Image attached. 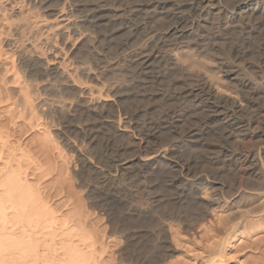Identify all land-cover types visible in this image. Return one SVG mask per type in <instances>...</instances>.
I'll use <instances>...</instances> for the list:
<instances>
[{"label":"rangeland","instance_id":"374dc122","mask_svg":"<svg viewBox=\"0 0 264 264\" xmlns=\"http://www.w3.org/2000/svg\"><path fill=\"white\" fill-rule=\"evenodd\" d=\"M145 1L147 3H154V0H124V5L127 4L126 6L129 7L134 6V4L143 5L146 4ZM164 1L162 0V2H159L155 0V3H167V7L170 10L169 7L170 5H172L171 3H177V1L178 3L182 2V0H175V2L174 0ZM243 1L244 0H221L222 4L226 3L224 5H221V9L223 7L225 8L223 9V12H225L221 14L222 17L220 16V14L216 16L212 15L206 23H203L201 25V28L198 27L200 31L198 29L195 30L196 27L192 26L193 28H191L189 25V27L186 28V31L188 32L185 36L177 38L175 40H171L172 42H176L177 40V44L173 42L174 46L165 48L163 50V54H167L166 56H169L172 62L168 61V64L167 61L160 63L155 62V64L152 65V74H155V77L156 75L157 77H159V79H155L157 82L152 79L154 78V76L151 74L150 70L142 71L140 68L137 70L133 55L139 51L141 45H143L145 39H147V35L144 34L143 36L142 33H147V31L150 30L148 28H151L153 26V23L154 25L155 23L158 24V30L160 31L166 28L164 26L165 24H171L173 22L172 20H165L163 18L164 16L159 14H157L156 16L152 14L149 15L150 11H147L148 13H146V15L148 14L149 17L155 19L154 22L149 23L152 26H149V24L146 22L147 19H145V13L143 12V14L140 13L138 17H133V20L129 18L128 20H130V22L128 20L124 21L123 19H117L115 20L116 23L113 22L111 23L112 25H104L105 27L102 30L101 28L103 27H100V30H95L96 33H94L98 36L97 45L92 46L91 49H85L83 53L81 52V56H79L81 58V61L83 62H81L80 59L79 61L82 64L85 63L86 66L92 68L93 71L96 70L95 72H93L96 73V75L93 76L92 74L88 76L91 77V79L85 77V79H88L86 81L84 80L85 82H87V86L98 88L104 97L108 94L110 96V102L107 103L103 101V103H101L103 104L102 107H105L104 110L107 116V120L106 118H104L105 120L99 118H97L96 120L94 119L97 116L89 110L90 108H92V101H89V98L87 96H76L78 97L76 99L75 96L73 97L68 93L65 95H67L69 99L65 98L66 96H63L62 94L61 97H58L60 96V93L57 92L58 87L52 93V97L56 96L55 98L58 97L59 100L57 98L58 101L56 100L53 105L49 106V113H52L49 114V116H46L47 110H43V113H41L42 110L40 112H38L37 110L35 111L33 107L34 103H31V105H33L32 107L29 103V105L24 104L25 106H27V111L26 115L22 114L24 106L23 103H25L26 97V94H24L25 92L17 91L13 94L11 101H7L6 99L3 100L4 102L0 103V168H3L7 161L15 158L18 162V164L16 163L15 168L17 167L16 169H22L24 172H21L24 174V177H26L27 182H29V184L32 185L35 189L38 188V193L42 195V198L45 199L44 201L49 204V208H51V211H53L57 216L59 224L64 226L61 227V229L58 231L59 233L57 231L55 232L56 237L59 239L58 242L56 239L57 245H55L56 247H59V249L58 247L56 248L58 251L64 252L60 249V241L65 240H62V238H66V235H68L69 239L71 236L70 240H73L72 242H74V244H77V246L79 245L80 250L83 249L82 251L87 254L86 257H88V255L91 256L90 258L88 257L89 261L90 259L91 262H94L95 260L94 264H204L206 262V258H203V255V257L201 256V247L203 248V246L207 244L205 242H207V235L210 234L211 224L218 222L216 220L219 219V216L223 217V215L226 213L222 214L223 211H221L220 209H216V207L206 209L204 202L206 200L205 197L209 195L208 191H203V187H201L199 184H195L196 186H193L185 183V179L178 176L171 165H169L162 156H159L154 162L146 166V170H143L145 172L143 175L141 173H137L139 172V165H142V161L140 160L141 158H145V155L146 157H148L150 155L153 156L155 153L156 156L165 147H172L171 149H173L174 157L176 156L181 161H191L192 166H195L194 172H192L191 174L192 176H208V178L210 177L209 179H211V181L223 185L224 188L220 193V196H222V193L224 197L233 196L232 199H230V202H233L235 199V201H237L238 194L236 193L240 192L239 190L241 189V187H243L241 191H250V189H246V185H248L250 182L252 184L254 182V185L256 184V180H254L255 178L250 175V177L248 176V174L250 173L247 168L241 166L234 167L230 165L231 158H242L247 154V151H256L251 150V148L255 149L256 145H254L255 141L250 139L249 140L252 141L255 148H253L254 146L252 145L250 146L251 142L249 140H246L243 145L246 147V152L244 150H241L244 147L241 145L243 144L241 141L243 133L240 132L243 131L238 126H230V129L228 128V133L232 134V136L229 138L230 140L225 136H222L225 126L216 125V128L214 127L215 129L209 132L210 134L207 132L203 137H199L196 143L183 144L181 142L182 138L180 136L184 134V131L187 132V130L203 129L202 126H205L206 116L211 117L212 114H214L212 112L215 111V107L212 103H215V101H210L208 107H204V109L208 110H204L205 112L203 114V111H199L195 116L191 117L190 123L189 120L184 123L185 125H183L182 123L181 125L184 126L183 129H181L180 127H178V129H175L177 128V126L174 125V117L179 113L182 114L186 113L187 111L190 112L189 110L195 109L197 102L194 101V103L193 101L190 102L189 100L188 106L187 103H185L187 101L183 103L184 100H175L174 102L170 100L172 102H170V104L169 102L167 103L164 98H162L175 93L177 95L178 93H181V91L184 92L186 91V89L184 90L185 87L190 89L191 87L189 88V85L192 87L195 85L194 83H196V77H201L204 79L206 78L205 80H208L209 83H213L212 86H215L213 88H216V92L219 91L217 92V94L219 95L220 93L221 97L224 96L225 98L230 97L231 99H235V97L237 98L239 96V93L236 91L238 90L236 88V85H232L234 82L228 79L225 73H222L223 71L220 69L222 65H229L235 59L234 61L235 63L237 62L236 64H244L241 66H248L247 69L249 71H253L252 69L260 68L262 67L260 65H263L264 63V17H262L261 19V17L256 16V18L254 17L251 20L245 18L240 19L239 17H235L230 20L227 19L228 15L231 16L232 7ZM191 15L192 13H185L186 18L193 19V16ZM0 20L1 25L2 19ZM212 20H214L215 23ZM255 20H259V22ZM236 21L238 25L236 24ZM142 22L148 24L146 25L147 28L144 27L146 29L140 30L142 32L139 31L137 34H135V28L133 29V25H136L137 23H140L138 25H142ZM227 22L230 23L228 24ZM238 22H241L242 24ZM259 23L261 26H259ZM233 24H235V26ZM251 24L253 25V27ZM242 26L248 28L247 31L246 28H242ZM256 26L258 27V29L256 28ZM132 29L134 32H131ZM140 33L142 35H140ZM190 35H192L193 37ZM99 40L105 41L99 42ZM171 41L168 42V44L171 43L172 45ZM187 41L192 42L187 43ZM175 46L178 47L176 48ZM2 54L3 56L1 58L2 62L0 63V75L5 74V69H11L12 66V58L10 54ZM241 55H244L243 58ZM88 61L89 63H87ZM142 72L146 73L143 75ZM239 74L241 73L239 72ZM143 77H145L147 80H145L144 78V81L142 79ZM241 77H243V74H241ZM190 78H193L194 80H191ZM148 79L149 82L150 80H154L153 83L150 84L148 82ZM160 79H162V81ZM140 81L142 83H140ZM192 81H195L193 83L194 85L191 84ZM153 84L155 86H151ZM144 85L147 88L143 87ZM173 85L176 86L173 87ZM140 86L143 87V89H141ZM149 88L151 91L149 90ZM178 88H180V92H178ZM144 90L147 92H143ZM166 90H168L169 92L167 93ZM165 91L166 95H164ZM141 92L143 93L141 94ZM152 92L156 93L153 94ZM54 93H58V95H53ZM144 93L146 94V96H142ZM49 95L51 94L49 93ZM62 97H64L65 100H61ZM72 97L73 99L71 100L70 98ZM19 101L22 102L20 103ZM56 102L59 103L57 104ZM190 103H193V107H191ZM186 107L187 109H185ZM136 109L137 111H135ZM209 110L211 113L209 112ZM28 111L30 112V114H28ZM166 111L170 112V116L169 114L166 115ZM174 111L176 114H171ZM31 113L32 115L36 113L35 119H32ZM81 113H83L82 115L84 118L82 117ZM126 113L129 115H127ZM38 114L40 115V117ZM90 114H94L95 116H89V118L86 117ZM42 115L48 118H45ZM171 115L173 116L171 117ZM124 116L128 118H130V116H135L134 118H130L132 126L134 125L133 128H136V130H131V132L133 131L132 133L124 132L125 130L120 131L118 130V127L114 126L115 124L112 125V123L108 122L110 120L115 122H118L119 120H125ZM163 116L164 118H162ZM197 116L199 117L197 118ZM249 116L250 115L248 114V116L246 115L245 118ZM46 119H49V121ZM196 121L198 124L196 123ZM35 122H37L39 127L35 126ZM143 124L146 127L145 129ZM148 125L150 127H148ZM85 126H87V128H90V131L89 129L87 130ZM191 126L193 128H191ZM198 126L199 129L197 128ZM185 127L187 130L185 129ZM169 128H172V131H170ZM220 128L222 131L220 130ZM98 129L99 131H97ZM155 129H157V131ZM86 130L88 131L87 133ZM234 130L238 132L239 135ZM135 131L138 133H136ZM175 131L180 133H177ZM63 132L64 134H62ZM134 132L136 135L134 134ZM141 136L142 138L148 137V143L150 144L141 147L139 145V139L141 138ZM236 137H239L240 140ZM86 139L91 141L92 143L87 141ZM237 139L239 140V142L237 141ZM233 140L234 142H231ZM228 141H230L231 144ZM88 142L90 145L87 144ZM226 142H228L229 144ZM221 145L223 146L222 148ZM227 145L228 147H226ZM4 146L5 148H3ZM214 147L218 148V150ZM142 148H144V150ZM202 150H204V152ZM156 151L158 152L156 153ZM218 151L224 152H220V154ZM234 152L236 153V155ZM216 154L220 155H218L217 157ZM213 155H215L216 158H214L215 156ZM84 156L92 160L91 165H83L82 158H84ZM118 157H127L129 159L134 158L132 159L134 162V164H132L135 168L133 174L128 175L127 173L125 174L124 172L120 173L119 171H116V168L113 164V159H117ZM224 157L225 161H223ZM209 160L211 162H209ZM157 161L159 162L157 163ZM204 163L206 164L205 166ZM215 164L218 165L216 166ZM221 164H223L224 166H221ZM150 166L152 167L150 168ZM229 167L231 170L229 169ZM149 168L151 169V171ZM232 168L233 170H238L237 173L239 172V175H243V180L241 178V175L239 178V175L235 170L234 172ZM228 170H230L231 172H229ZM136 171L137 173H135ZM245 172L246 175H244ZM108 173H112V175L115 176L114 180L105 178V175H107ZM173 174L175 175V177ZM211 174L212 177L210 176ZM235 174L237 177L233 176ZM246 176L248 177V179L246 178ZM172 177L175 179H173ZM216 180L219 181L217 182ZM233 180L236 182H234ZM246 181H248L249 183ZM251 183L249 184V186L251 185ZM227 185L229 187H232L229 189ZM237 186L238 188L239 186L241 187L238 189ZM231 189L235 191L237 190L238 192L235 193V191ZM224 190L229 196L226 195ZM195 193L197 194V196ZM209 193L211 194L210 191ZM229 193L231 194V196ZM202 197H204V199ZM251 199L252 198H248L246 196L245 201H243L242 205L240 204L239 207L242 208V210L246 211L248 209H255L259 203L256 202V200ZM65 227L69 230L71 229V232L69 231L70 233L66 235L62 233L68 232L66 231L67 229ZM206 230H208L209 234L205 233L207 232ZM71 234H74V236ZM222 235L223 233H221V236ZM80 238L83 240L81 241ZM244 238L240 237L237 240V242L235 243V247H233L230 253V257H232L225 259L226 261H224L226 263L224 262V264H264V227H262L259 231L256 230L255 234H249V236L246 235ZM199 242L204 243L201 244ZM61 252L56 253L60 254ZM47 253L49 254V252H45L46 256H48ZM92 253L94 254V256ZM6 254L9 255V252ZM8 255L2 257V253L0 254V264H33V261L30 258H22L20 256H15V254H11L9 255L11 257L10 259ZM61 255H63V253L60 254V256ZM17 257H19L20 260ZM14 259L15 263L13 261ZM10 260L11 262L9 263ZM5 261H8V263H5ZM36 264H42V262H40L39 260V263L37 261Z\"/></svg>","mask_w":264,"mask_h":264},{"label":"bare ground","instance_id":"6f19581e","mask_svg":"<svg viewBox=\"0 0 264 264\" xmlns=\"http://www.w3.org/2000/svg\"><path fill=\"white\" fill-rule=\"evenodd\" d=\"M157 1L162 2V0H157ZM166 1H168V0H166ZM159 2L155 3V0H154V3L153 2L147 3L145 1L146 4H143V5L134 4V6L129 7V6H126L127 5L126 2H125L126 5H124V0H85V1H82V0H0V19H2V24L0 25V45H1L0 63L2 62V60H1V58L3 56L2 53H5L6 55L10 54V56L12 58V59L10 58L12 60L11 69H7V68L5 69L4 68L5 74L0 75V103L4 102L3 100H6V99H7V101H9V100L11 101L13 94L16 93L17 91L25 92L24 94H26V97H25V103H23V105L24 104L25 105H29V104L31 105V103H34V106L31 105V107L33 106L35 111L37 110L38 112H40L42 110L41 113H43V110H47L46 116L47 115L49 116V114H52L51 112L49 113V109H50L49 106L53 105V103L57 100V98L61 97V94L64 96L65 94L69 93V94H71V96H73V97L75 96L76 99L78 98L76 96H79V97L87 96L89 98V101H92V108H90L89 110L97 116L94 119L96 120L97 118H99V119L105 120L104 118L107 117L105 110H104L105 107L104 106L102 107L103 104H101V103H103V101H105L107 103L110 102L109 101L110 96L108 94L107 96L105 95V97H104L98 88L87 86V84H86L87 82H85V81L88 79L87 78L85 79V77H88L92 74H93V76L96 75V73H93L96 70L94 69L95 71H93V69L87 67L85 63L82 64L81 62H83V61H81V58H80L81 52L83 53V51L85 49H87V48L91 49L92 46L97 45L98 36L95 34L96 33L95 30L96 31L98 29L100 30V27H103V28H101V30H102L105 27L104 25H108V24H111L113 22L116 23L115 20H117V19H121V20L123 19L124 21H127L129 18H131L133 20V17L136 18V16L138 17V15L140 13L143 14V12L145 13V17H146L145 19H147L146 22L148 24L155 21V19L149 17L150 14L155 15V16L157 14L163 15L164 17L163 16L162 17L165 20H167V19L170 21L172 20L173 21L172 23L169 21L171 24H169V25L165 24L164 26L166 28L164 30H160V31L158 30V24L155 23V25H154V23H153V26L151 24H149V26L150 25L152 26L151 28L148 26L149 27L148 29H150V30L147 31V33H142L143 36H144V34L147 35V37H146L147 39H145V42L143 43V45H141L139 51L133 55L135 65L137 66L136 67L137 70L140 68L142 71L150 70V72H151V68L153 67L152 65L155 64V62L160 63V62H166L167 61V64H168V61L169 62L171 61V58L169 56L168 57L166 56L167 54L166 55L163 54V50L165 48H167V47L170 48V46H174V44H173L174 41L172 42L171 40H175L177 38L185 36L188 32V31H186V28H188L189 25L191 28L196 27L195 30L196 29L199 30V28H201V25L203 23H206L207 20H209L212 15L216 16V15L220 14V16H221V14L225 12V11L223 12V9H225V8L223 7L221 9V7H222L221 5L226 4V3L222 4L221 0H182L181 3H178V1H177V3H171L172 5H170V7H169L170 10H169L167 7V5H168L167 3L161 4ZM174 2H175V0H174ZM228 10H230V9H228ZM147 11L148 12L150 11L149 15L148 14L146 15V13H148ZM231 11H232L231 16L226 15L227 19H229V20L233 19L235 17H239L240 19L245 18V19L251 20L254 17L256 18V16H259L262 19V17H264V0H244L243 2H240V3L236 4L234 7H232ZM187 12L192 13L191 16H193V19L186 18L185 13H187ZM155 16H153V17H155ZM221 17H220V19H221ZM213 18H215V17H213ZM227 19H225V20H227ZM128 21L130 22V20H128ZM212 21H214V20H212ZM255 21L259 22V20H255ZM163 22H165V21H163ZM241 22H242V20H241ZM241 22H238V23H241ZM147 23H143L142 25H138L140 23H137L136 25L134 24L135 26L132 24L133 29L135 28V34H137L140 30L146 29L147 28L146 25H148ZM214 23H215V21H214ZM128 24H130V23H128ZM236 24H237V21H236ZM254 24H256V23H254ZM126 25H127V23H126ZM233 25L235 26V24H233ZM248 25H250V24H248ZM239 26H241V25H239ZM259 26H261L260 23H259ZM144 27H146V28H144ZM156 27H157V29H156ZM243 27L244 26H242V28ZM252 27H253V25H252ZM159 28H161V27H159ZM203 28H204V25H203ZM208 28H209V25H208ZM227 28H230V27H227ZM244 28H246V27H244ZM256 28L258 29L257 26H256ZM133 29L131 30V32H134ZM161 29H163V28H161ZM210 29H212V28H210ZM247 29L248 28H246V31H247ZM263 29H264V26H263ZM201 31H203V30H201ZM140 32H142V31H140ZM142 34L140 33V35H142ZM201 35H202V33H201ZM249 35H250V32H249ZM138 36H139V34H138ZM190 36H192V35H190ZM103 39H104V37H103ZM100 41L103 42L105 40H103V41L99 40V42ZM170 41L172 42V45H171V43L168 44V42H170ZM176 42H177V40H176ZM176 42H174V43H176ZM188 42L189 41H187V43ZM190 42H192V41H190ZM195 42H196V40H195ZM172 49H174V48H172ZM170 51H173V50H170ZM235 56H236V53H235ZM241 56L243 58L244 55H241ZM167 58H168V60H167ZM235 58H237V57H235ZM6 59H8V58H6ZM79 59L81 62L79 61ZM234 60L229 65L228 64L222 65V67L220 69L223 71L222 73H225V75L228 79H230L234 82L232 85L233 86L236 85V88L238 89L236 91L239 93L238 94L239 96L237 95L238 96L237 98L235 97V99H231L230 97H228V95H227L228 98H225L224 96L221 97L220 93H219V95L217 94V92H219V91L216 92V90H215L216 88L215 89L213 88V87H215V86H212L213 83L211 84V82L209 83L208 80H205L206 78L204 79L201 77L195 78L196 83H194L195 81L194 82L192 81L191 84H193V83L195 84V85L193 84L194 85L193 87L189 85L190 83L188 84L189 88L191 87L190 89L185 87L184 90L186 89V91H184V92L181 91V93H178V92H180L179 91L180 88H178V92L176 91L178 93L177 95L175 93V94H172L174 96L170 95L167 97H162V96L161 97L164 98V100L167 101V103L168 102L170 103L171 101L174 102L175 100L176 101L177 100H179V101L184 100L183 103L185 101H187L185 103H187L188 106H189V103H188L189 100H190V102H192V101L197 102L195 109L189 110L190 112L187 111L186 113H182V114L177 113L178 115L175 116L173 119L174 125L177 126V128H175V129H178V127L183 129L184 126L181 125L182 123H183V125H185L184 123L188 120L190 123L191 117L195 116L196 113L199 111L200 112L203 111L202 112V114H203L205 112L204 110H208V109H204V107H208V105L210 104L209 103L210 101H212V102L215 101V103H212L215 107L214 108L215 111L212 112L214 114H212V116L210 115L211 117L206 116L205 126L202 124L203 125L202 130H187L186 129L187 126H186L185 129L187 130V132L184 131V134H182V136H180L178 134L182 138L181 142L183 144H185V143H188V144L189 143L190 144L196 143L197 139L199 137L201 138L207 132L208 133L211 132L213 129L216 128L215 127L216 125L225 126V128L223 129V135L222 136H225L227 139H229L232 136V134L228 133L230 126H232V127L238 126L239 128H241V130L243 131V132H240V133H243L242 140H241L243 143V144H241L242 146L244 145L246 140L248 141L250 139V140L255 141L254 145H256V148L253 145L252 141L249 140L252 143V144L250 143V146L252 145V146H254L253 148H255V149L251 148V150L252 151L256 150V151H254V152H250V151L248 152L247 151V154L244 157H242V158H231V161H230L231 166H234V167L241 166V167L247 168V170L250 173V174H248V176L250 175V176H253L255 178L254 179V180H256L255 185H254V182H253V184L250 182L252 186L251 185L249 186L250 183L248 181L250 180V178L248 181H246L249 183V184L247 183L248 185H246V189H250V191H247V190L241 191V189L243 188V187H241L242 185L239 186V188L241 187V189L239 190L240 192L237 191L239 189L238 186H237L238 189L236 188L237 189L236 191L231 189V190L235 191V193L238 192V193H236V194H238L237 195L238 198H237V201H235L236 200L235 199L234 200L235 202L234 201L230 202V199H232V197H233V196H231V194H233V193H231V192H230L231 194L229 193L231 197H227V196L224 197L223 193H222V196H220V193L222 192V190L224 188L223 185H220L219 183L211 181V179H209L210 177L208 178V176H205V177L204 176H195V175L192 176L191 174H192V172H194L195 166L194 167L192 166L191 161H181L176 156L174 157L173 156V154H174L173 149H171L172 145L170 146L171 148L165 147L164 149H162V151H160L156 156H155V153L153 156L150 155L151 157L148 155H147L148 157H146V155H145V158H141V160H140V161H142V165L140 166L138 164L139 165V170H138L139 172L138 173H137V171L135 172L137 174L141 173L143 175L145 173L143 170H146V166H148L150 163L154 162L159 156H162L167 161V163L169 165H171V167L178 174V176L183 177L185 179L184 180V182L186 181L185 183H188L189 185H193V186L195 184L196 185L199 184L201 187H203V191L204 190L206 192L208 191L209 195L205 197L206 200L204 202L206 209L216 207V209H220L221 211H223L222 214L226 213V214H224L225 216L223 215V217L219 216V219L216 220L218 222L211 224L210 234L208 233L209 229L206 230L207 232H205L206 234L207 233L209 234L206 237L207 242H205V240H204V242L207 244L204 245L203 248L201 247L202 251L200 250L201 256L203 255L204 257L203 256L202 257L206 258L205 259L206 262L204 264H224V262L226 261L225 259L232 257V256L230 257L231 250L233 249V247H235V243L237 242V240L240 237L244 238L246 235L249 236V234L250 235L255 234L256 230L259 231V230H261L262 227H264V63H263V65H260L262 67L254 68V69H252L253 71H249L247 69V67H248L247 65H246L247 67L241 66L244 64H236L237 62L235 63ZM87 63H89V61ZM164 64H166V63H164ZM165 66H167V65H165ZM172 72H173V70H172ZM239 72L241 74H243V77H241V74H239ZM145 73H143V75ZM220 73H221V71H220ZM148 74H150V73H148ZM151 74H152V72H151ZM99 76H100V74H99ZM161 76H163V75H161ZM88 78L91 79V77H88ZM144 78L145 77H143L142 79L144 80ZM97 79H99V78H97ZM152 79L157 80V79H159V77H157V75H156V77L154 76V78H152ZM145 80H147V79L145 78ZM160 80L162 81V79H160ZM153 81L150 80V82H149V79H148V82L150 84L153 83ZM161 81H159V82H161ZM140 83H142V82L140 81ZM149 83H148V85H149ZM228 83H229V81H228ZM151 86H155V85L153 84ZM151 86H150V88H151ZM175 86L173 85V87H175ZM138 87H139V85H138ZM143 87L147 88L145 85ZM143 87H141V89H143ZM56 88H57V92L60 93V96H58L57 98H55L56 96L52 97V93L56 90ZM150 88H149V90H150ZM58 89H59V91H58ZM173 89H175V88H173ZM176 89H177V87H176ZM145 90L143 92H147ZM166 91H167V93L169 92L168 90H166ZM166 91H165L164 95H166ZM143 92H141V94ZM49 93L51 95H49ZM148 93H149V91H148ZM155 93H153V94H155ZM53 95H58V93L57 94L54 93ZM65 96H66L65 98H68L67 95H65ZM142 96H146V94L144 93ZM73 97L70 99L72 100ZM62 99H64V97H62L61 100ZM58 100H59V98H58ZM161 101H163V100H161ZM19 102L21 103L22 101H19ZM59 102H56V103L58 104ZM18 104H16V105H18ZM14 105H15V103H14ZM25 105L23 106V111L21 110L22 114H24V115H26V111H27L26 110L27 106H25ZM192 105H193V103L191 104V107H193ZM163 106H165V105H163ZM137 109L135 111H137ZM185 109H187V107ZM209 109H211V108H209ZM175 111H176V109H175ZM175 111L171 114H176ZM184 111H186V110H184ZM55 112H54V114H55ZM209 112H210V110H209ZM32 113H31L32 119H35L36 113H34V115H32ZM28 114H30L29 111H28ZM82 114L83 113H81V115ZM109 114H107V115H109ZM131 114H132V112H131ZM168 114L170 116V112H167L166 115H168ZM248 114L250 116L245 118V116L246 115L248 116ZM75 115H77V114H75ZM93 115L90 114L86 117L89 118V116H93ZM127 115H129V114H127ZM205 115H204V117H205ZM42 116L45 117L44 115H42ZM172 116L173 115H171V117ZM39 117H40V115H39ZM82 117H83V115H82ZM132 117L133 116H130V118H132ZM198 117L199 116H197V118ZM201 117H203V116H201ZM45 118H48V117H45ZM72 118H74V117H72ZM130 118L125 117L124 118L125 120H119L118 122L110 120L108 122L112 123V125L115 124L114 126L118 127V130H120V131L125 130L124 132H131V130L134 129L133 128L134 125L132 126ZM162 118H164V116ZM165 118H167V117H165ZM36 120H37V118H36ZM46 120L49 121V119H46ZM106 120H107V118H106ZM195 120H197V119H195ZM151 121H153V120H151ZM198 121H199V119H198ZM202 121H203V119H202ZM196 123H197V121H196ZM107 124H106V126H107ZM35 126L39 127L37 122H35ZM143 126L145 129L146 127L144 124H143ZM85 127L87 128V126H85ZM148 127H150V126L148 125ZM92 128H94V127H92ZM191 128H193V127L191 126ZM194 128H195V126H194ZM197 128L199 129V126ZM221 128H220V130H221ZM235 128H237V127H235ZM88 129L90 131V128H87V130ZM141 129H143V128H141ZM166 129H168V128H166ZM171 129H170V131H172ZM87 130H86V133L88 132ZM134 130H136V128ZM155 130L157 131V129H155ZM216 130H218V129H216ZM97 131H99V129ZM135 132H134V134H135ZM175 132H177V131H175ZM91 133H92V130H91ZM136 133H138V132H136ZM177 133H180V132H177ZM236 133H238V132H236ZM62 134H64V132ZM158 135H159V133H158ZM238 135H239V133H238ZM151 136H152V134H151ZM236 136H237V134H236ZM88 138H91V137H88ZM236 138H238L240 140L239 137H236ZM238 139H237V141L239 142ZM90 140H92V139H90ZM139 140H140L139 145L141 147H144L145 145L150 144V143H148V140H149L148 137L142 138V136H141V138ZM234 140L231 142H234ZM87 141H89V140H87ZM241 141H240V143H241ZM89 142H91V141H89ZM89 142L87 144H89ZM228 142H230V141H228ZM228 142H226V143H228ZM231 142H230V144H231ZM235 143H236V141H235ZM248 143H246V144H248ZM137 145H138V143H137ZM222 147L223 146L221 145V148ZM226 147H228V145ZM243 147L244 148L241 150L245 151L246 147L245 146H243ZM3 148H5V146ZM161 148H163V147H161ZM238 148H240V147H238ZM108 149H109V147H108ZM142 149L144 150V148H142ZM193 149H194V147H193ZM208 149H210V148H208ZM215 149L218 150V148H215ZM249 149H250V147H249ZM189 150H191V149H189ZM212 150H214V149H212ZM221 150H223V149H221ZM229 150H231V149H229ZM246 150H248V149H246ZM177 151H178V149H177ZM202 151L204 152V150H202ZM208 151H210V150H208ZM157 152L158 151H156V153ZM222 152H224V151H222ZM205 153H208V152H205ZM220 154H218V155H220ZM218 155H217V157H218ZM235 155H236V153H235ZM209 156H210V154H209ZM213 156H215V155H213ZM228 157H230V156H228ZM214 158H216V156ZM0 159H1V153H0ZM132 159H134V158H132ZM132 159H129L127 157L126 158L125 157L124 158L118 157L117 159H113V164L116 168V171L117 172L119 171L120 173L124 172L125 174L127 173L128 175L133 174L135 168L133 166L134 162ZM82 161H83L84 166H89V165H91V162H92V160H90L89 158H87L85 156H84V158H82ZM223 161H225V157H224ZM158 162L159 161H157V163ZM209 162H211V161L209 160ZM16 163L18 164L16 159L13 158V159L7 161L3 168L2 167L0 168V254L2 253V257H5L6 255H8L6 253L9 252V255L15 254V256H20L22 258L27 257V259H29V258L32 259L33 264H36L37 261L39 263V260H40V262H42V264H87V263L94 264L95 260L93 259L94 262H91V259L89 261V258L91 256L88 255L89 258L86 257L87 254L82 251L83 249L80 250L79 245L77 246V244H74V242H72L73 240L72 241L70 240L71 236L69 239V236L66 234L70 233L71 229L69 230L66 227H65L67 229L66 231H68V232L67 233L62 232L63 234L66 235V238L63 237L62 240L63 239H65V240L60 241V243H61L60 249L64 252L58 251L56 249L58 247V246L57 247L55 246V245H57L56 239H57V242L59 239L56 237L55 232L56 231L58 232L61 229V227H64V226L59 224L57 216L55 215V213L53 211H51V208H49V204L46 201H44L45 199L42 198V195H40L38 193V190H37L38 188L35 189L32 185L29 184V182H27L26 177H24V174L21 172L23 170L20 168L16 169L17 167L15 168ZM161 163H163V162H161ZM161 163H159V164H161ZM196 163H197V161H196ZM212 163H213V161H212ZM223 164H221V166ZM205 165L206 164L204 163V166ZM216 166H215V168H216ZM151 167L152 166H150V168ZM203 168H205V167H203ZM229 169H230V167H229ZM230 170H228V171L231 172ZM232 170H233V168H232ZM239 170H240V168H239ZM150 171H151V169H150ZM237 171H236V173H237ZM213 172H214V170H213ZM198 174H200V173H198ZM145 175H147V174H145ZM240 175H239V178H240ZM244 175H246V172ZM105 176L104 177L109 179V180H114V178H115V176L112 175V173H108ZM148 176H146V177H148ZM210 176L212 177V174ZM233 176H236V174ZM242 176L243 175H241V178H242ZM174 177H175V175H174ZM246 178L248 179L247 176H246ZM173 179H175V178H173ZM213 179H214V177H213ZM242 180H243V178H242ZM244 180H245V178H244ZM180 182H181V180H180ZM234 182H236V181H234ZM225 183H227V182H225ZM182 185H183V183H182ZM253 185H254V187H253ZM256 185H257V187H256ZM231 187L232 186H230L229 189ZM192 190H190V191H192ZM195 190H197V189H195ZM209 191L211 192V194L209 193ZM197 193H199V192H197ZM225 193H226V191H225ZM226 195H228V194L226 193ZM196 196H197V194H196ZM246 196L248 198L250 197V198L256 200V202L259 203V204L257 203L258 206H256V208L254 207L255 209H248L246 211V210H242V208L239 207V205L240 204L242 205V202L245 201ZM202 198L204 199V197H202ZM207 211H209V210H207ZM246 231H248V232H246ZM221 233H223L222 236H221ZM192 234H194V233H192ZM71 235L74 236V234H71ZM219 236H221V237H219ZM201 239H202V237H201ZM82 240L83 239H81V241ZM254 242H255V240H254ZM199 243H201V242H199ZM203 243H201V244H203ZM58 249H59V247H58ZM237 249H238V247H237ZM45 252H49V254L47 253L49 258H48V256L45 255ZM56 252H61L60 254L63 253V255L60 256V254H58ZM91 252H92V250H91ZM89 254H91V253H89ZM93 256H94V254H93ZM93 256H92V258H93ZM17 258L19 259V257H17ZM10 259H11V257H10ZM13 261L15 263V259ZM6 262L8 263V261H5V263ZM10 262H11V260L9 261V263ZM29 263H30V261H29Z\"/></svg>","mask_w":264,"mask_h":264}]
</instances>
